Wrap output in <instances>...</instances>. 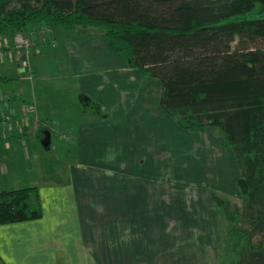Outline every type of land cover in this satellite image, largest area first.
<instances>
[{"label": "crops", "instance_id": "obj_1", "mask_svg": "<svg viewBox=\"0 0 264 264\" xmlns=\"http://www.w3.org/2000/svg\"><path fill=\"white\" fill-rule=\"evenodd\" d=\"M50 30L54 40L57 32L63 34L69 75L79 80L73 87L77 90L76 100L67 106L71 107L70 120L62 123L72 122L74 125L73 160L77 159L78 167L71 168L72 181L65 188L66 194L61 189L66 187L63 184L57 194V188L50 182H47L50 187L41 188L49 193L54 191L51 197L42 195L43 218L0 226V264H172L167 256L175 250L189 264H215L212 249L217 246L221 234L210 203L212 197L206 199L203 195L191 193L192 189L188 193L177 188L172 182L183 180H175L171 172L160 182L159 190L166 188L169 194L161 195L154 186L155 178L138 171L136 175L142 179L134 187L136 197L139 202L144 201V205L140 204L141 208L133 211L134 215L124 210L88 209L87 198L92 189L88 191L86 184L91 185L97 179L94 171L102 169L112 174V170H139L147 163L149 170L154 168L158 158L171 155L169 148L153 150L151 147H167L168 143L173 146L176 139L178 149H183V144L188 142V136L180 131L183 127L161 104V81L148 79L140 69L130 67L124 55L111 48L105 31L100 28L36 25L21 31L32 46L30 59L34 81L28 79V70L22 64L28 51L17 47L16 34L0 36V192L25 188L17 171L24 164L28 166L31 158L35 157L34 161L42 164L36 166L41 179L43 176L44 151L41 152L37 134L45 126L51 128L49 122L42 121H48L52 116L45 114L41 107L44 90L36 82V68L49 63L54 54L50 46L41 48L40 38ZM82 97L94 101L100 109L84 106ZM25 105L32 108L28 121L21 116ZM6 115H12V118L3 123ZM145 121L155 124L154 128L147 129L159 137L156 142L142 136ZM205 128L187 130H197L199 134L201 129L205 133L214 127ZM211 132L216 141L212 144L217 145L219 153L229 151L219 132ZM100 133L112 135L101 146L93 136ZM55 134L57 137L60 133ZM197 145L200 143L195 142L193 146ZM89 155L94 162H89ZM126 155H132L131 159ZM146 155H150L148 161H140ZM80 169L84 172H78ZM103 181L105 187L110 184L109 179ZM77 182H84L81 184L85 195L73 188ZM27 184L37 185V182ZM138 186L146 189L139 195ZM102 193L107 192L102 190ZM151 197L155 199L151 200ZM158 198L166 203L168 210H162L163 207L156 204ZM77 199H83V209H72ZM126 218L136 220L126 221ZM206 225L216 227V230L206 234ZM130 254H136V259L128 260Z\"/></svg>", "mask_w": 264, "mask_h": 264}, {"label": "trees", "instance_id": "obj_2", "mask_svg": "<svg viewBox=\"0 0 264 264\" xmlns=\"http://www.w3.org/2000/svg\"><path fill=\"white\" fill-rule=\"evenodd\" d=\"M36 25L104 30L130 67L161 81V104L183 128H217L243 197L214 194L236 253L227 264H264V0H0V36ZM37 136L50 149L52 129ZM44 213L37 186L0 192V226Z\"/></svg>", "mask_w": 264, "mask_h": 264}, {"label": "rangeland", "instance_id": "obj_3", "mask_svg": "<svg viewBox=\"0 0 264 264\" xmlns=\"http://www.w3.org/2000/svg\"><path fill=\"white\" fill-rule=\"evenodd\" d=\"M52 32L53 31L50 30L49 33H46V35L44 34L45 37L40 38L41 43H43L41 48L47 49L50 46L49 49L52 50L54 54L52 58H49V63H47L46 65L41 64L38 68H36V82L37 84H40V86L44 90L42 93L43 99L40 102L41 107L44 108L43 112L52 116L48 117V121L44 120L42 122H49V124H47L50 125L52 132H54V136L52 138L50 149L41 148V152L44 151L43 164L45 166H43L42 179L39 175L40 171L36 166L42 164L36 163L34 161L35 157L30 159L31 162L28 166H25L24 164L23 167L19 169V171H17L19 173L18 178H20V180L25 184L24 187L37 186L39 188L41 198L42 195H50V197L53 196L54 191L49 193L46 192V190L41 189L42 187H50L49 184H53L57 188L55 189L56 194L57 191H60L59 188L60 186H62L61 184L65 185L66 187H61V189L63 193L66 194L67 191L65 190V188L69 187L67 185H69L72 181L73 171L71 168L74 165L78 167L77 159H75V162L73 160L74 125L72 124V122H68L66 124L62 123L70 120L68 118L70 117L71 107L69 108L67 106H71L70 104H72L73 101L76 100L74 99V97H77V90L73 87L79 83V80L77 78H72L71 74L69 75L70 67H68L69 64L68 58L66 56L67 53L63 45V34L57 32L54 40ZM72 32L73 31L69 33ZM30 48H32L31 44ZM33 75V79H29L30 81H34L35 74ZM50 112H55V114H52ZM42 118L45 119V117ZM28 120L29 119L27 116V120L24 121ZM2 122L5 123L4 121ZM178 125L180 124L178 123ZM154 127L155 124L145 121L142 128V136L148 137V140H150L151 142H156L159 138L153 136L148 132L147 128ZM212 130L216 131V133L218 131L217 128H209L208 130H206L207 132L203 133L201 129L200 133L197 134V130H194V132H192L191 130H187L186 128H180V131L188 136V142L183 144L184 148L178 149L176 139H174L173 146L168 143L167 147H165L164 145H155L151 147L153 150H163L165 148L171 149V155L166 154L165 157L162 156L158 158V162L152 169L148 170L146 168L148 166L147 163L145 164L143 169L139 170H112V174L106 173V171L102 169L94 171V173H96L95 175L98 176L97 179L91 185L88 183L86 184V188H88V191L89 189H92L91 194L87 198L88 209H104L109 211L124 210L127 213L134 215L133 211H136V209L141 208V205H144V201L139 202L138 198L136 197V187H134L137 186L136 182L142 179L136 175L139 173L138 171L143 174H150L155 178L154 186L157 188V192H160L161 195L169 194L166 188L162 189L161 191L159 190L161 188L160 182L163 181V179L167 178L166 175H169L171 172L172 176H175V180L178 178H181L183 180L181 182H172V184H176L177 188H182L184 192L188 193L189 190L192 189L191 193L203 195L206 197V199H208V197H212L210 203L214 208L215 216L218 221L217 229L220 230L221 234L220 241H218L215 249H212V252H214L212 259L214 260L215 264H227L228 262H231L236 257V253L232 248V244L227 241L229 238L228 230L230 226L223 210L218 208L214 200V194L219 195L225 200H230L234 204L236 203L241 205L243 197L239 188L235 184L237 177L239 178L240 176V169L236 162L235 151L232 148L229 147V151L225 150L226 152L223 150L222 154L219 153L220 151L218 150L217 145H215L216 141H214V138L212 136ZM56 132H59L60 136L58 135L56 137ZM93 136H95L96 141L101 146L106 141L110 140L112 135H103L100 133ZM195 142H199L200 145L193 146ZM212 142H214L215 144H212ZM129 147L131 149L133 148L132 146ZM149 152L153 151H148V153ZM131 156L132 155H126V158L131 159ZM148 156L150 155L144 156L140 161H148ZM89 162H94V159L91 155H89ZM78 172L82 173L84 171L80 169L78 170ZM155 173L158 174V177L155 176ZM176 174L179 175L176 176ZM104 179H109L110 181V184L107 187L103 185ZM29 181H36L37 185H28L27 182ZM47 182L50 183L48 184ZM81 183L84 182H77V184L74 185L73 188L75 189V191H79V194H84L82 193L84 190V185ZM198 184L204 186L201 187ZM102 185L103 187H101ZM102 190L107 193H102ZM137 190V195H139L146 189L138 186ZM154 199L155 198L151 197V200ZM147 200H149V198ZM82 201L83 199H80V201H78L77 199V202H74V206L72 209H83V205L85 203ZM156 204L159 205V207H163L162 210H168V208H166V203L159 198ZM152 209L157 210L154 208ZM125 220L133 221L136 219L126 218ZM138 220L143 221L146 219ZM138 229L139 226L136 225V230ZM210 230H216V227H209L206 225V234H208ZM134 258L136 259V254H130L128 260ZM167 258L168 260L172 261V264H189L184 259L182 254L176 250L173 251L171 256H167Z\"/></svg>", "mask_w": 264, "mask_h": 264}, {"label": "built area", "instance_id": "obj_4", "mask_svg": "<svg viewBox=\"0 0 264 264\" xmlns=\"http://www.w3.org/2000/svg\"><path fill=\"white\" fill-rule=\"evenodd\" d=\"M15 42L17 47H24L27 49V58L23 60L22 64L23 66L28 70V79H33V68H32V62L30 59V43L29 41L24 37L23 34L17 33L15 35ZM32 110V108L29 105H25L24 109L22 110L21 116L24 120H27L28 113ZM29 117V116H28ZM12 118V115H6L4 116L3 121L6 122Z\"/></svg>", "mask_w": 264, "mask_h": 264}]
</instances>
